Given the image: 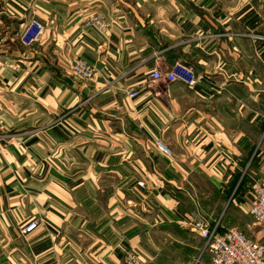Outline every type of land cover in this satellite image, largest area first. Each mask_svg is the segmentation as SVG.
I'll list each match as a JSON object with an SVG mask.
<instances>
[{"label": "crops", "instance_id": "crops-1", "mask_svg": "<svg viewBox=\"0 0 264 264\" xmlns=\"http://www.w3.org/2000/svg\"><path fill=\"white\" fill-rule=\"evenodd\" d=\"M247 2L0 0V264H124L128 250L211 264L184 223L198 212L264 238L249 213L264 179V38L243 33L264 17ZM96 14L107 33L87 25ZM34 16L46 30L26 46ZM77 56L92 79L73 74ZM177 61L195 87L152 82Z\"/></svg>", "mask_w": 264, "mask_h": 264}, {"label": "built area", "instance_id": "built-area-1", "mask_svg": "<svg viewBox=\"0 0 264 264\" xmlns=\"http://www.w3.org/2000/svg\"><path fill=\"white\" fill-rule=\"evenodd\" d=\"M87 25L107 33L110 29L105 18L96 14L89 17ZM46 30L45 24L36 16L27 22L19 34L20 41L26 46L38 43ZM1 34V33H0ZM102 52L101 49L98 50ZM1 67V62H0ZM71 70L81 80H90L96 73L93 63L77 56L72 60ZM201 75L190 65L177 61L170 69H156L151 74L153 83L165 81L167 83L180 82L189 87H195ZM126 94L133 98L139 93L135 88L125 89ZM159 148L165 153L170 150L158 142ZM254 201L249 208V213L254 218L255 225L259 226L264 233V179H258L253 183ZM185 225L197 232L205 242L206 251L211 255V264H263L264 263V238L258 239L250 236L238 227H230L224 233L218 230V223L212 222L200 212L184 221ZM38 221L30 222L23 231L25 233L36 229ZM124 264H150L138 253L128 250L124 256Z\"/></svg>", "mask_w": 264, "mask_h": 264}, {"label": "rangeland", "instance_id": "rangeland-1", "mask_svg": "<svg viewBox=\"0 0 264 264\" xmlns=\"http://www.w3.org/2000/svg\"><path fill=\"white\" fill-rule=\"evenodd\" d=\"M228 1H230L231 2V0H228ZM233 1H236V0H233ZM241 1V3H243L244 1H246V0H240ZM235 4H237L236 2H234ZM238 4H239V2H238ZM247 4H249V6H251V5H253V6H257V7H259V6H261V13H262V15H263V17H264V0H248V2H247ZM249 8V7H248ZM245 35H250V36H253V37H256V38H258V39H263L264 38V30H262V31H253V30H247V31H245V32H243ZM230 35H232V34H230ZM196 70V69H195ZM247 175V174H246ZM246 175H244L243 177H242V181L245 179V176ZM200 202H201V197H200ZM203 203V202H202ZM201 213V212H200ZM202 215H204L205 216V214L202 212L201 213ZM205 217H207V216H205ZM208 218V217H207ZM209 219V218H208ZM210 220V219H209ZM218 223V222H217ZM233 227H236V226H233ZM218 228H219V225H218ZM191 229V228H190ZM195 232V231H194ZM198 236H199V234L197 233V232H195ZM246 233V232H245ZM248 235H250V236H252V233H250V234H248ZM200 237V236H199ZM253 237V236H252ZM201 239H202V237H200ZM205 242H203V251H206V248H205ZM147 261V260H146ZM149 262V261H148ZM150 263V262H149Z\"/></svg>", "mask_w": 264, "mask_h": 264}]
</instances>
